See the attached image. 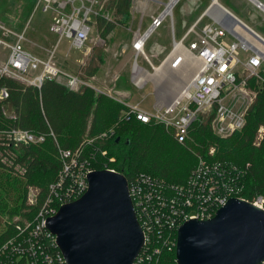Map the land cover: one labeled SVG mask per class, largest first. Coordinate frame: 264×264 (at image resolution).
<instances>
[{"label": "built area", "instance_id": "obj_1", "mask_svg": "<svg viewBox=\"0 0 264 264\" xmlns=\"http://www.w3.org/2000/svg\"><path fill=\"white\" fill-rule=\"evenodd\" d=\"M106 1L36 0L34 10L50 14V31L58 36V41L65 38L73 49L81 50L96 18L112 20L110 11L105 8ZM246 1L264 15V4L258 0ZM211 6L186 29L179 40L174 37L171 13L166 15L171 17V50L159 66L154 67L150 63L152 70L165 63L177 69L190 56L197 63L193 77L179 88L168 104L154 106L149 112L141 109L139 104L113 96L125 108L121 119L134 118L143 124L161 125L179 144L187 141L192 126L201 122L203 115L209 112L210 127L218 137L230 136L244 126L245 113L255 93L249 97L246 106L238 109L224 103L222 95L227 96L235 87L244 90L250 78L264 87V40L246 26L239 24L243 29L235 25L231 18L212 13ZM166 16L161 17L160 14L154 18L147 30L153 32ZM205 17L209 21L200 26ZM225 36L233 40L226 42L223 39ZM23 40V31H13L0 21V53H5L0 54V76L36 88H40L46 79L62 82L71 91H77L86 84L77 75L59 69L51 55L47 60H40L23 50ZM135 41L132 43L135 58L140 55L149 62L143 51L145 40L139 44ZM134 65L137 67L136 63ZM134 65L131 73L134 72ZM134 84L138 86V82ZM6 97V91L1 90L0 98ZM4 133L14 145H35L45 140L43 135L20 128H10ZM49 136L54 137L52 132ZM258 136L262 139L260 129ZM98 137L103 139L107 133ZM58 154L61 169L57 178L49 184L43 197H39V190L30 189L26 201L28 206H36L37 210L32 219L15 223L14 235L0 246V264H66L55 243V236L46 229V221L62 205L78 199L86 191L87 175L95 170L79 148L72 152L59 149ZM213 154L214 149L210 148L208 155ZM105 170L116 172L113 169ZM127 187L143 234V246L134 264H157L163 250L175 249L177 230L184 222L212 218L230 198L249 202L242 195L244 186L239 182V172L235 166L222 165L200 156L182 184H168L140 173L127 180ZM250 202L264 209L262 196H254ZM260 264H264V261Z\"/></svg>", "mask_w": 264, "mask_h": 264}, {"label": "trees", "instance_id": "obj_2", "mask_svg": "<svg viewBox=\"0 0 264 264\" xmlns=\"http://www.w3.org/2000/svg\"><path fill=\"white\" fill-rule=\"evenodd\" d=\"M130 7L131 0L106 1L105 8L115 21L95 19L102 39H106L116 23L123 26L128 22ZM92 61L91 57L81 67L87 79L98 70V67H91ZM1 90L6 91L7 97L0 98V156L24 168L22 178L7 175L0 178V191L9 199L15 197V206L17 199L21 198L20 205L9 211L27 217L17 222L32 219L37 210L36 206H25L27 187L38 189L39 197H43L49 184L57 178L61 169L59 149L72 152L79 148L92 169H113L128 181L143 173L168 184H182L197 162L187 141L179 144L161 125L143 124L134 118L121 119L124 106L90 87L82 86L71 91L54 80L46 79L40 88H36L0 76ZM256 92V98L247 111L243 131L216 138L209 128L210 118L208 122L194 124L189 132L195 144L201 147L192 146L200 157L237 168L239 182L244 186L242 195L249 202L257 195L264 198V132L260 144H253L259 127L264 128V87L258 85ZM10 128L43 135L45 140L35 145H14L4 133ZM50 132L54 137L49 136ZM102 133H107V137L99 138ZM211 146L216 148V152L214 150L212 156L208 151L204 154ZM27 208L30 211L26 214ZM15 223L9 224L0 234V246L14 235ZM157 264H175V249L163 250Z\"/></svg>", "mask_w": 264, "mask_h": 264}, {"label": "rangeland", "instance_id": "obj_3", "mask_svg": "<svg viewBox=\"0 0 264 264\" xmlns=\"http://www.w3.org/2000/svg\"><path fill=\"white\" fill-rule=\"evenodd\" d=\"M168 1L169 0H131L130 18L126 24L121 26L116 23L115 28L109 33L106 39H102L94 23L88 40L81 50L73 49L70 46L69 40L65 38L58 41V36L50 31V14L44 13L39 9L34 10L36 0H0V21L13 31H23L24 40L22 41L21 46L26 52L39 58L40 60H47V58L51 55L53 63L59 69L77 75L86 83L82 86L90 88L94 87L102 91H106L107 89H111L113 87L118 90L129 91L130 95L128 97L131 98H128L126 95H117L112 91L102 93L92 88L96 93L104 94L114 101L115 99L113 96L128 100V102L132 104H139L141 109L149 112L154 103L152 86L154 93L159 99V105H166L176 96V85L182 86L186 84L196 72V66L192 63L193 60L188 57L182 66L174 70L170 69L167 63L162 65L159 69L152 70L150 62L154 67H157L159 65L158 60L161 59L164 53L160 54L158 59H152L148 56L150 62H146L140 55L135 58V51L132 48L133 41L148 29L154 18L162 14ZM208 2L209 0H178L172 6L173 8L171 7V20L176 40L180 39L186 29L204 11ZM239 2L242 1L220 0V3L228 6L232 3L238 4ZM243 7L246 11H248L247 14L250 16V19L252 17V21L259 24L260 28L255 26L253 28L257 29L259 33L264 35V20L262 15L259 13V10L245 0H243ZM210 11L212 12V9ZM171 17L166 16L161 25L145 40L143 51L146 56L148 55V44L160 40L166 35L169 39H171L169 21ZM111 18L115 21V17L112 16V13ZM208 21L209 20L206 17L203 18L200 26ZM0 54L4 55L5 53L1 52ZM99 56H101L100 59ZM91 57L93 59L91 67H98V70L93 74V79H91L92 77L87 79L86 74L81 67L85 64V62L87 63L88 59ZM127 62L128 70L125 68ZM134 63H136L137 67H143L144 64V68L147 70V72H144L145 74L139 76V79H136L140 87H142L145 82L147 83L146 87L143 89L135 90L129 82V67L131 66L132 69ZM136 74L137 73H135L134 69V72L131 73V75L134 77L137 76ZM31 75L32 74H29L28 76ZM115 76H117V79L114 82L113 78ZM60 84H62V82ZM258 85V81L250 78L247 80V85L244 90L240 91L237 87H235L232 88V91L227 96L222 95L223 102L233 106L235 109L246 106L249 97L254 93L256 98V88ZM255 98L253 99V102ZM251 104L249 106H251ZM247 111L245 113V122ZM210 113L211 112L203 115L201 123L208 122L210 120ZM209 128L212 135L216 138L222 139V137H218L212 132L210 125ZM243 128L244 126L236 132L243 131ZM259 129L262 130L263 139L264 128L260 126ZM259 129L257 130L256 136L253 140V144L255 146H258L262 140L259 139L258 136ZM187 142L189 146H191V153L197 159L198 156H200V153L193 149L192 146L196 148L201 147H198L197 144H195V140L191 133ZM210 148H213L216 152V148L214 146L209 147L208 150ZM208 150H206L204 154H206ZM0 164L3 165V168L0 169V178H6L5 175L22 178L24 168L20 165H13L8 158L1 156ZM3 182L4 181H2V183ZM30 189L36 188H33L32 186L27 187L24 193L25 206L28 205L26 200ZM14 198L15 197H10L9 199L3 191H0V234L6 230L9 224H14L17 221L27 218L25 216H20V214L15 215L9 212L10 209L16 208V206L20 205L21 198H18V193L16 194V198H18L16 206L13 204ZM24 210H22V212H24ZM28 211H30V209L27 208L26 214Z\"/></svg>", "mask_w": 264, "mask_h": 264}, {"label": "water", "instance_id": "obj_4", "mask_svg": "<svg viewBox=\"0 0 264 264\" xmlns=\"http://www.w3.org/2000/svg\"><path fill=\"white\" fill-rule=\"evenodd\" d=\"M46 229L66 264H134L143 246L127 180L105 169L88 173L86 191L48 218ZM263 261L264 209L251 202L230 198L212 218L177 230L175 264Z\"/></svg>", "mask_w": 264, "mask_h": 264}, {"label": "crops", "instance_id": "obj_5", "mask_svg": "<svg viewBox=\"0 0 264 264\" xmlns=\"http://www.w3.org/2000/svg\"><path fill=\"white\" fill-rule=\"evenodd\" d=\"M213 1L214 0H209V2L207 3V6L204 9V11L194 21H196L205 12V10L209 6H211V5H213L215 3L219 7L220 10H217L218 8L217 9H214V10H212V13L217 14V15H220L222 17L231 18V20L234 22L235 25H238L241 28H243L242 25L246 26L247 28L251 29L256 35H258L260 38H262L264 40V35H262L261 33H259L257 31V29L253 28L254 26L257 27V28H260V27H259V24H257V23H255V22L252 21V17L250 19V16H248V14H247L248 11H246L245 8L243 7V0H241L242 2H239L238 4L237 3L236 4L235 3H232L230 6L224 5V4L220 3V0H216V2H214V3H213ZM258 1H260L262 4H264V0H258ZM252 6L254 7V5H252ZM259 13L262 15V18L264 20V15L260 11H259ZM239 24H242V25H239ZM173 33H174V29H173ZM223 39L226 42H230V41L233 40V38L230 37V36H225ZM170 50H171V39H169V37L166 35L164 38H162L160 40H157V41H154L153 43H150V44L147 45V52H148L147 58H148V60L150 62L149 57L152 58V59H158V56L160 54L164 53L163 56L161 57V59L158 60V64L160 65V63L162 62V60L166 56L169 55ZM189 59H192V58H190V56H189ZM192 63L195 66L197 65V63L194 62V60H193ZM168 67L170 68L169 65H168ZM125 68H126V70H128V62L126 64ZM170 69H172V68H170ZM131 70L132 69H131V66H130L129 67V82H130L131 86L135 90H139V89L145 88L146 85H147L146 82H145V84L142 87H140L139 85L138 86H135V84H134L135 82H137L136 79H139V76H141L142 74H145L144 72H147V70L144 68V64H143V67H138V70L139 71H138L136 77H133L131 75ZM93 77L91 79H93ZM116 79H117V76H115L113 78L114 82L116 81ZM176 86H177V91L176 92H178V90L181 87V85L180 86L176 85ZM92 88H94V87H92ZM94 89H96L97 91L102 92V93H105V92L108 93L109 91H112L115 94L121 95V96H125L126 95L128 97L130 95V92L129 91H126V90H118L115 87H113L111 89H107L106 91H102V90H99L97 88H94ZM152 91H153L152 92L153 93L152 95L154 97L153 107L154 106H164V105H159V99L157 98L156 94L154 93L153 86H152ZM128 98H131V97H128Z\"/></svg>", "mask_w": 264, "mask_h": 264}, {"label": "bare ground", "instance_id": "obj_6", "mask_svg": "<svg viewBox=\"0 0 264 264\" xmlns=\"http://www.w3.org/2000/svg\"><path fill=\"white\" fill-rule=\"evenodd\" d=\"M178 0H169L168 1V3L166 4V6H165V9H164V11L162 12V14H161V17L162 16H166V14H169V12L171 13V7L177 2ZM218 8V9H217ZM214 10V9H217V10H220L219 9V7L214 3L212 6H211V8H210V10ZM152 33V30L150 29V30H147V32L143 35H141V37L139 36V37H137L136 38V41L135 42H137V44H139V43H141V42H143L144 40H146L147 39V37H149V35ZM187 59V58H186ZM161 67V66H160ZM159 67V68H160ZM159 68H157V69H159ZM134 69H135V72L136 73H138V68L137 67H135L134 66Z\"/></svg>", "mask_w": 264, "mask_h": 264}]
</instances>
